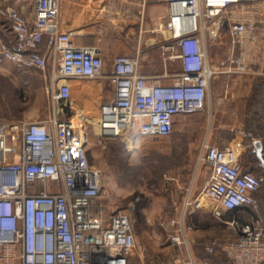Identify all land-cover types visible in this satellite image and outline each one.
<instances>
[{
  "label": "built area",
  "instance_id": "built-area-1",
  "mask_svg": "<svg viewBox=\"0 0 264 264\" xmlns=\"http://www.w3.org/2000/svg\"><path fill=\"white\" fill-rule=\"evenodd\" d=\"M163 1L167 19L153 30L167 37L165 59L175 57L181 64L170 84L148 81L129 55H116L106 71L99 48L76 47L71 33L60 30L58 0H34L32 24L16 10H4L14 45H0V70L6 62L38 70L55 92L44 120L0 121V264H131L138 246L135 220L120 210L106 218L102 214L103 174L89 159L83 122L59 117L70 101L68 80L106 78L113 86L112 100L101 108L100 139L129 146L137 137L168 138L176 117L206 107L215 71L205 32L214 27L212 42L223 33L231 48L241 44L246 21L233 14L257 0ZM43 40L47 53L38 49ZM198 160L209 176L191 202L193 210L206 209L219 219L235 208L257 211L261 183L244 168L239 151L203 144ZM224 223L236 226V237L210 239L204 247L207 258L187 263L212 264L211 256L223 254L228 264H264V225L259 220ZM192 230L179 222L170 240L187 247L185 234Z\"/></svg>",
  "mask_w": 264,
  "mask_h": 264
},
{
  "label": "crops",
  "instance_id": "crops-1",
  "mask_svg": "<svg viewBox=\"0 0 264 264\" xmlns=\"http://www.w3.org/2000/svg\"><path fill=\"white\" fill-rule=\"evenodd\" d=\"M33 3L34 0H0V45H14V35L6 21L4 10L14 9L27 23L32 24ZM237 13L238 18L246 21L245 37L241 44H235L239 53L234 55V49H231V53L226 56H213L211 60L208 58L215 73L209 80L206 103L209 134L201 142L199 154L203 144L232 147L239 140L237 145L240 146L244 166L250 167L243 156L248 152L254 154L256 166L264 170V0L245 2ZM167 15V5L163 0H58L59 28L71 33L74 46L99 48L106 71H110L116 55H129L138 61V72L153 83H173L175 74L181 69L180 60L175 57L165 59L163 56L162 46L167 37L153 30L167 19ZM38 49L47 53L44 40ZM68 82L70 101L59 117H79L85 128L87 124L97 120L98 126L102 106L114 96L113 86L106 78H72ZM54 92L51 81L40 71L17 69L8 62L4 63L0 70V121L44 120L51 114V97ZM236 112L240 117L237 127L234 122L225 125L217 120V113H220L221 116L225 114L222 118L224 122L230 119L236 121ZM177 123L180 125L177 129L180 132L188 124L183 116L175 118L174 126ZM227 133L233 138H217V135ZM181 142L182 140L176 141L178 144ZM208 176L207 168L203 171L196 170L194 177L188 182L184 180L185 176L181 177L183 179L177 185L183 195L173 203L174 213L158 220L159 228L170 233L168 242L172 249L188 254L184 257L180 253L181 256L177 257L186 263L190 259L198 261L207 258L204 247L210 239L215 238L214 224L209 222V216L213 215L206 209L195 211L191 206ZM248 214L245 223L254 221L253 215ZM205 216L208 217L207 222L204 221ZM257 217L264 225L263 220L258 215ZM179 222L193 228L185 234L187 247L176 245L170 240ZM216 239L226 241L233 238ZM217 256L222 259H216ZM210 260L212 264H228L223 254L211 256Z\"/></svg>",
  "mask_w": 264,
  "mask_h": 264
},
{
  "label": "rangeland",
  "instance_id": "rangeland-1",
  "mask_svg": "<svg viewBox=\"0 0 264 264\" xmlns=\"http://www.w3.org/2000/svg\"><path fill=\"white\" fill-rule=\"evenodd\" d=\"M236 15L238 13L233 14L234 17ZM213 30H215L214 27H209V31H206L204 36L210 60L213 56H226L233 49L232 54L239 53L238 46L231 48L227 43L228 37L224 38L223 33L216 36L212 43L210 31L216 32ZM217 115V120L221 124L229 125L234 122L235 127L240 124L238 113L236 121L234 118V121L230 119L227 122L222 120L225 114L221 116L217 113ZM183 117L188 123L183 131L177 130L180 127L177 123L168 138L137 137L129 146L120 140L100 139L97 120L86 125L89 159L92 165L102 172L106 190L100 211L105 218L113 211L129 212L135 220L134 230L138 246L130 260L131 264H188L177 258L181 254L187 257L188 254L172 249L168 242L170 233L162 231L158 224V220L174 213L173 203L181 199L183 195L177 185V182L181 183L183 179L181 177L185 176L184 180L188 182L194 177L196 170H207L206 165L198 160L201 142L207 139L209 134L207 105L203 111ZM211 135L214 137L213 133ZM217 138L224 140L232 139L233 136L227 133L217 135ZM181 140V143H176ZM171 142L178 148L172 151V148H169ZM237 143L239 140L235 141L232 148L239 151L240 146ZM162 159L165 160L162 162ZM175 159L178 161L175 162ZM263 171L255 170L254 172L259 180L258 176ZM263 192L264 180L261 179L260 193L263 194ZM255 213L264 223V200L259 201V207ZM207 218L205 216V222ZM247 219V214L240 213L236 215L235 223L243 224ZM209 220L210 224H214L215 238L236 237V226L226 225L220 221H231L225 211L221 213L220 219L210 215ZM215 258L221 259L218 256Z\"/></svg>",
  "mask_w": 264,
  "mask_h": 264
},
{
  "label": "trees",
  "instance_id": "trees-1",
  "mask_svg": "<svg viewBox=\"0 0 264 264\" xmlns=\"http://www.w3.org/2000/svg\"><path fill=\"white\" fill-rule=\"evenodd\" d=\"M176 154V153H175ZM244 159H245V161L247 162V163H249L248 165H250V167L248 168L247 166H244V164H243V166H244V168L246 169V170H248V171H251L253 174H254V172H255V170H261L260 168H258L257 166H256V162H257V160L255 159V157H254V154L253 153H248V152H245L244 153ZM165 159H162L161 161L163 162ZM176 161H178V159H175V162ZM247 167V168H246ZM127 171H129V170H127ZM263 171V170H262ZM255 175V174H254ZM256 176V175H255ZM257 177V176H256ZM258 177H260V183H261V179L262 180H264V171L258 176ZM260 189H261V187H260ZM259 198V201H261V199L262 200H264V192H263V194L262 193H260V190H259V192H258V194H257V199ZM240 213H243V214H247V213H249V214H251V215H253V220L254 221H256V220H258V217H257V214L255 213V211L254 210H252L251 208H248V207H244V208H235V209H233V210H230V211H225V214L231 219V221H235V217H236V215H238V214H240ZM222 223H224L226 220H220ZM236 222V221H235ZM245 223V222H244ZM225 224V223H224ZM222 259V258H221Z\"/></svg>",
  "mask_w": 264,
  "mask_h": 264
},
{
  "label": "flooded vegetation",
  "instance_id": "flooded-vegetation-1",
  "mask_svg": "<svg viewBox=\"0 0 264 264\" xmlns=\"http://www.w3.org/2000/svg\"><path fill=\"white\" fill-rule=\"evenodd\" d=\"M169 148H172V151H173V149H177L178 147L176 145H174L173 142H171V144L169 145Z\"/></svg>",
  "mask_w": 264,
  "mask_h": 264
},
{
  "label": "water",
  "instance_id": "water-1",
  "mask_svg": "<svg viewBox=\"0 0 264 264\" xmlns=\"http://www.w3.org/2000/svg\"><path fill=\"white\" fill-rule=\"evenodd\" d=\"M257 152H259V150H257Z\"/></svg>",
  "mask_w": 264,
  "mask_h": 264
}]
</instances>
